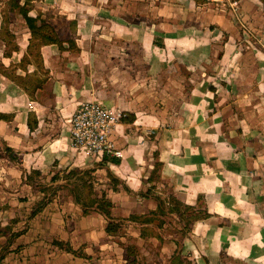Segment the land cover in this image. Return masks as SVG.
Returning <instances> with one entry per match:
<instances>
[{
	"label": "crops",
	"instance_id": "0c3cea01",
	"mask_svg": "<svg viewBox=\"0 0 264 264\" xmlns=\"http://www.w3.org/2000/svg\"><path fill=\"white\" fill-rule=\"evenodd\" d=\"M4 1L0 160L12 165L14 178L20 170L93 169L113 204L111 216H141L136 221L143 223L159 206L147 193L160 163L159 177L179 202L202 205L210 218L173 239L128 222L140 229L122 238L129 242L125 264H264V0H32L28 17L38 28L52 26L60 45L33 36L24 16L7 25ZM232 2L238 5L230 12ZM8 33L15 37L7 57ZM102 43L136 50L139 58L121 59L130 68L105 75ZM134 64L150 65L152 74L135 73ZM171 67L186 74L166 72ZM202 67L209 74L198 76ZM86 102L124 114L111 135L120 156L102 157L119 163L101 164L72 148L73 118ZM86 209L85 217L94 211L101 218L97 205Z\"/></svg>",
	"mask_w": 264,
	"mask_h": 264
},
{
	"label": "rangeland",
	"instance_id": "374dc122",
	"mask_svg": "<svg viewBox=\"0 0 264 264\" xmlns=\"http://www.w3.org/2000/svg\"><path fill=\"white\" fill-rule=\"evenodd\" d=\"M31 2L32 0H24L22 1L24 5L21 6L18 0H5L2 8L6 13L7 25H11L16 16H24L23 9L28 10ZM229 5L230 12L237 10L238 4L236 2L229 3ZM51 29L52 26L48 24L45 31L49 32ZM14 37L10 33L5 37L4 43L8 50L4 53L7 57L13 52ZM102 44L108 48L103 50L101 54V61L104 65L102 72L105 75L113 74L115 69L130 68L124 64V61L120 64L121 59L128 57V60L131 61L130 59L139 58L136 50H127L126 47H123L120 48V51H115L110 49L111 45L108 43ZM157 44L161 45L158 40ZM71 52L76 53V51ZM126 52H129L130 55H127ZM133 53L135 54L132 55ZM131 68L135 69V73L142 68L148 75L152 74L150 65L134 64ZM173 68L171 67L166 72L173 71L174 74L180 73L181 76L186 74L183 68L175 67L174 70ZM202 72L209 74V67L200 68L198 76ZM11 73L7 72L9 75ZM109 88L110 83L104 82L103 90ZM187 89L188 87L185 86L184 90ZM46 100L50 101L51 98L48 97ZM178 102L175 99L173 110L178 109ZM100 105L117 114L124 115L119 109ZM112 143L114 144L113 141ZM72 148L75 149L73 145ZM5 149L3 151L6 156H9L11 152ZM76 151L82 152L88 159L94 158L95 162L100 160L102 161L101 164L104 163L98 155L92 156L82 150ZM113 151L117 152L116 148ZM18 160L19 158H14L12 153L11 161L18 164ZM158 164L159 167L156 170L157 163H155L149 178L151 184L147 195L151 201L159 203V206L156 211L145 214L142 219H147V221L141 223L132 220V216L121 218L120 212H116V218L111 216L110 219L102 214L100 218L94 215L96 213L94 211H91L89 217L84 216L87 214L85 211L90 210L86 207L90 204L91 199L101 198L103 194H106V199L110 201L106 191L100 188L102 183L99 181L100 178L94 175L95 170L93 169H79L74 174H71L73 171L68 172V170L60 169L53 170L48 175H38L34 172L27 174L20 170L21 177L14 178L11 174L14 170L12 165L0 160V264H114V259L125 264L123 259L128 258V256L125 255L124 250H126V245L129 242L122 240V238L130 236L131 233L139 234L141 227L142 231L143 229H150V233L160 232L167 239H173L174 236L179 237L181 233L187 234L193 224L194 213L186 207H179L175 204V201L179 200L169 186L161 181L159 177L161 165ZM118 184L116 179L111 178L110 185L114 186L113 188H116ZM140 198H143V195ZM175 206L178 207V211H176ZM97 211L101 212L98 208ZM140 217L136 216L139 219ZM109 221H113L121 227L115 236H109L105 233ZM128 222L146 225L148 228L143 226L139 228ZM143 248L150 253L153 250L156 251V247L152 244L144 245ZM66 249L74 250L76 254H68ZM84 251L90 257L85 256ZM135 251L138 252L139 248L135 247ZM144 259L151 262L156 260L155 257H150V259L145 257ZM140 262L145 261L140 260Z\"/></svg>",
	"mask_w": 264,
	"mask_h": 264
},
{
	"label": "built area",
	"instance_id": "2783aa9c",
	"mask_svg": "<svg viewBox=\"0 0 264 264\" xmlns=\"http://www.w3.org/2000/svg\"><path fill=\"white\" fill-rule=\"evenodd\" d=\"M123 118L121 113L117 114L99 104H81L72 122V145L88 155L119 157L120 153L113 151L115 145L111 135Z\"/></svg>",
	"mask_w": 264,
	"mask_h": 264
},
{
	"label": "trees",
	"instance_id": "16d2710c",
	"mask_svg": "<svg viewBox=\"0 0 264 264\" xmlns=\"http://www.w3.org/2000/svg\"><path fill=\"white\" fill-rule=\"evenodd\" d=\"M28 1V0H26ZM30 1V0H29ZM23 9V8H22ZM27 12L28 10H25L23 9V15H24V18L26 20V23L27 25L29 26V29L31 30V32L33 33V36L35 37H38V36H43V40L45 42H50V43H53V44H59L60 45V42L59 40H57L52 33H49L48 31H45L47 25H43L42 27L38 28L36 26V21L33 20L32 18L28 17L27 15ZM49 28V27H48ZM38 30V31H37ZM53 30V29H52ZM48 33V37H45L44 34L45 33ZM39 34V35H38ZM4 117L3 116H0V119H3ZM104 163L106 162H112V163H119V160L116 159V158H105L104 160ZM159 167V164L157 163L156 165V170L157 168ZM76 173V171H73L71 172V174H74ZM38 175H40V173H36ZM30 178V177H28ZM92 188V187H91ZM176 205H178L179 207L182 206V207H186L188 210H191L193 213H194V218L192 220V223L196 222V221H201V220H204V219H207L209 218V214L206 212V210L203 209L202 205H200L199 207L197 208H194V207H187V206H184L182 205L181 203H179V201H175ZM80 203V202H79ZM90 206H95L97 205V208L102 212L103 215H105L107 218L110 219L111 217V209L113 207L112 203L106 199V194H103V197L101 198H94V199H91L90 200ZM88 205V206H89ZM175 209H177L176 211H178V207L175 206ZM89 210H86L85 213H88ZM132 220H138L139 221V218H136V217H132ZM121 230V227L120 225H117L116 223H114L113 221H109V224L107 226V233L109 235H117L119 233V231Z\"/></svg>",
	"mask_w": 264,
	"mask_h": 264
}]
</instances>
